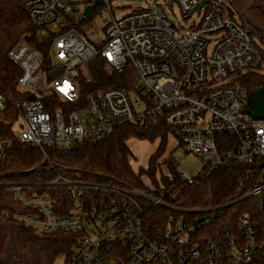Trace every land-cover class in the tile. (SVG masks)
I'll use <instances>...</instances> for the list:
<instances>
[{
  "label": "built area",
  "instance_id": "1",
  "mask_svg": "<svg viewBox=\"0 0 264 264\" xmlns=\"http://www.w3.org/2000/svg\"><path fill=\"white\" fill-rule=\"evenodd\" d=\"M95 1H25L28 19L40 37L48 33L55 37L46 55L24 40L7 54L21 70L16 90L36 99L16 104L20 132L12 128L10 139H0V160L14 142L43 153L46 149L66 152L84 142L102 141L116 128L149 116L162 120L177 147L202 162L199 169L191 166L194 173L181 168L179 159L173 162L178 176L189 185L230 163H260L264 170V116L257 119L247 112L248 95L237 82L264 66L263 55L229 8L220 0H205L199 9L203 0H128L140 7L123 14L119 0H101L85 18L86 8ZM174 9L177 24L167 15ZM195 16L197 22L188 25ZM96 22L100 29L95 28ZM96 58L104 61L108 76L129 69L131 89L113 87L81 98L80 71ZM53 94L60 106L48 111ZM5 110L0 92V112ZM223 134L238 139L237 151L220 155L216 138ZM160 170L167 173L164 167ZM147 184L152 190L120 188L100 199L86 192L90 186L57 176L51 185L69 192L68 211L53 196L28 195L13 186L14 200L26 210L15 219L37 234L80 233L65 264L252 262L253 242L238 244L230 239L223 251L214 248L202 254L200 246L191 243L193 225L182 216L170 217L164 228L150 232L140 218L147 204L180 209L160 185L154 189ZM251 194L259 197L264 208V184ZM197 221L208 222L201 216ZM240 222L246 228L249 219L242 216Z\"/></svg>",
  "mask_w": 264,
  "mask_h": 264
},
{
  "label": "trees",
  "instance_id": "2",
  "mask_svg": "<svg viewBox=\"0 0 264 264\" xmlns=\"http://www.w3.org/2000/svg\"><path fill=\"white\" fill-rule=\"evenodd\" d=\"M25 1L0 0V92L6 100V110L0 112L2 140L11 138L12 128L18 121L16 104L36 99L35 95L16 90L21 70L8 58V52L24 40L46 55L55 37L51 33L40 37L39 29L28 19ZM220 1L250 34L264 63V0ZM131 76L129 69L123 74L108 76L104 72V61L96 58L80 71L81 98L113 87L128 91ZM237 82L245 88L248 99L254 97L264 91V66L238 77ZM48 100H51L48 111L59 108L56 95L49 96ZM169 133L170 129L162 120L146 116L142 121L116 128L102 141L84 142L66 152L46 149L43 153L30 145L14 142L7 156L0 160V264H54L59 257L69 259L72 256L80 233L52 231L37 234L15 219L26 210L14 200L13 186L22 187L28 195L53 196L65 211L70 209L71 199L66 188L51 185L57 176L90 186L86 192L100 199L120 188L152 190L148 189L147 182L154 189L160 185L162 190L169 192L171 204L180 210L147 204L140 212V218L150 232L164 228L170 217L182 216L193 225L191 243L199 245L202 254L214 248L223 251L230 239L238 244L253 242L254 256L250 264H264V208L259 197L251 194L256 186L264 184L261 164H225L189 185L178 176L172 160L164 157ZM130 139L159 141L147 169L133 171L130 165L133 155L127 146ZM216 141L220 155L239 149L235 136L223 134ZM161 167L166 169V174ZM200 216L208 220L205 225L197 221ZM242 216L249 219L246 228L240 222Z\"/></svg>",
  "mask_w": 264,
  "mask_h": 264
},
{
  "label": "rangeland",
  "instance_id": "3",
  "mask_svg": "<svg viewBox=\"0 0 264 264\" xmlns=\"http://www.w3.org/2000/svg\"><path fill=\"white\" fill-rule=\"evenodd\" d=\"M118 5L123 7V14H127L131 12L132 10L140 7L139 3L128 1V0H119ZM112 9L115 10V6H113V4H112ZM114 14L116 15L115 12ZM167 15L176 24L180 22L178 19V13L176 9L173 10V13H168ZM197 19H198L197 16L190 19L188 22V25L197 22ZM95 28L100 29V23L96 22ZM13 132L14 133L20 132V128L17 124L13 126ZM158 144H159L158 140H155L153 142H147V141H139L136 139H130L127 141V146L133 155V158L130 160V165L134 172H137L140 168L147 169L149 159L155 153L158 147ZM177 145H178L177 141L172 136H168L164 157L172 160V162H176V160L179 159L181 162L180 167L183 169L185 168V170L187 169L193 173H194V170L191 167L192 165H194L196 169H199L202 167V162L199 159L189 158L188 155L183 152L182 148L177 147ZM157 177H158V174L156 178ZM54 264H65L63 257L57 258Z\"/></svg>",
  "mask_w": 264,
  "mask_h": 264
},
{
  "label": "water",
  "instance_id": "4",
  "mask_svg": "<svg viewBox=\"0 0 264 264\" xmlns=\"http://www.w3.org/2000/svg\"><path fill=\"white\" fill-rule=\"evenodd\" d=\"M101 0H96L93 5L86 8L84 17H89L91 11L96 7L97 4H100ZM206 3L203 0L197 7V9L201 8ZM248 112L249 114L257 119H260L264 116V91L258 92L254 97L248 99Z\"/></svg>",
  "mask_w": 264,
  "mask_h": 264
}]
</instances>
